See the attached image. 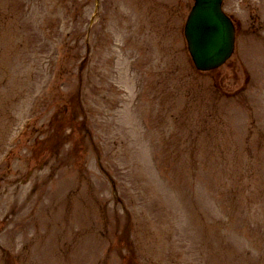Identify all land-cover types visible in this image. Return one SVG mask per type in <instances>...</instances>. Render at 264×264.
Listing matches in <instances>:
<instances>
[{
	"label": "rangeland",
	"instance_id": "1",
	"mask_svg": "<svg viewBox=\"0 0 264 264\" xmlns=\"http://www.w3.org/2000/svg\"><path fill=\"white\" fill-rule=\"evenodd\" d=\"M194 0H0V264H264V0L196 69Z\"/></svg>",
	"mask_w": 264,
	"mask_h": 264
},
{
	"label": "water",
	"instance_id": "2",
	"mask_svg": "<svg viewBox=\"0 0 264 264\" xmlns=\"http://www.w3.org/2000/svg\"><path fill=\"white\" fill-rule=\"evenodd\" d=\"M198 68L218 66L234 48L235 29L222 10V0H196L185 28Z\"/></svg>",
	"mask_w": 264,
	"mask_h": 264
}]
</instances>
